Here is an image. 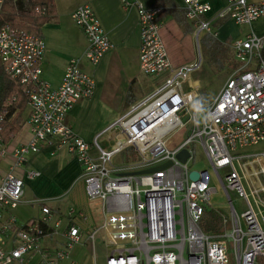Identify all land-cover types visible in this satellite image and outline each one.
Masks as SVG:
<instances>
[{"label":"built area","instance_id":"obj_1","mask_svg":"<svg viewBox=\"0 0 264 264\" xmlns=\"http://www.w3.org/2000/svg\"><path fill=\"white\" fill-rule=\"evenodd\" d=\"M180 1L197 43L203 34L214 36L211 24L215 19L229 18L238 25L264 19V2L227 0L213 12L206 0ZM121 4L138 14L141 73L162 81L92 143L66 122L73 106L91 98L96 90L94 77L81 68L80 59L68 61L60 85L52 88L41 78L44 40L9 25L0 26V59L8 75L24 87L31 133L28 143L13 150L14 164L0 180V264H77L71 251L83 239L92 243L93 253L98 239L104 244V264H231L225 239L230 240L235 264H264V152L237 154L264 141V36L251 33L232 42L237 67L206 105L214 118L194 122L189 106L194 97H201L199 80L193 78L201 61L173 68L160 34L161 9L147 8L139 0H121ZM71 18L87 40L82 59L96 66L113 44L90 5L78 6ZM5 114L6 110L0 114V123ZM181 133V139L171 143ZM104 135L111 141L108 149L97 141ZM50 139L80 163L87 198L102 204L101 222L90 229L78 227L76 219L85 216L68 208L67 227L60 233L63 243L54 249L44 248L42 240L58 233L62 218L52 223V212L43 206L38 219L20 225L14 213L24 194V182L14 170ZM196 145L225 191L232 190L245 201L246 210L238 215L229 198L231 219L222 216L228 228L219 234H207L199 226L213 190L210 171L192 167L197 164ZM128 149L135 159L119 157ZM182 151L187 153L184 161L177 157ZM168 162L150 173H135ZM237 164L248 178L260 181V187L253 190L255 207L244 191ZM226 167L229 173L222 181L219 170ZM191 172L197 173L196 180L191 179ZM38 175L27 172L28 178Z\"/></svg>","mask_w":264,"mask_h":264},{"label":"crops","instance_id":"obj_2","mask_svg":"<svg viewBox=\"0 0 264 264\" xmlns=\"http://www.w3.org/2000/svg\"><path fill=\"white\" fill-rule=\"evenodd\" d=\"M53 1L55 15L41 28V38L46 45L41 78L52 88H56L61 83L68 61L71 58L80 59L81 68L94 77L96 90L91 98L82 99L73 106L66 117V122L80 138L92 143L107 126L123 116L130 105L142 100L158 87L161 78L151 79L139 69L140 30L135 8H123L121 0ZM139 1L147 8L155 7V0ZM169 1L170 5L160 8V34L172 67L176 68L194 62L190 42V39L195 40L194 29L186 18L183 25H178L173 12L184 10L182 2ZM206 1L214 12L221 9L227 0ZM248 1L264 2V0ZM83 4L91 6L104 33L113 44V49L106 52L96 66H91L82 59L87 40L71 18V13ZM211 29L217 41L228 46L233 55L231 44L234 40L244 38L251 33L264 36V19L242 25L236 24L229 18L215 19ZM185 37L188 38L189 45L183 40ZM141 76L151 83L149 91H147L148 85ZM141 86L147 92L142 97L135 94L139 92ZM100 109L104 110L103 115L97 113ZM28 117L27 106L19 131L6 143L0 139V180L10 172L14 164L13 150L30 141ZM97 141L104 149H108L111 145L109 135L99 137ZM28 171L38 172L39 175L28 178ZM14 173L24 182L23 198L14 211L20 225L38 219L43 206L52 212V223L57 218H62L58 233L42 240L44 248H59L63 243L60 233L67 227V211L70 207L85 216V219H76L81 229H90L101 222L102 204L87 198L80 163L67 148L58 146L56 140L43 142L37 152L29 155L26 163L15 168ZM61 264L68 262L63 261Z\"/></svg>","mask_w":264,"mask_h":264},{"label":"rangeland","instance_id":"obj_3","mask_svg":"<svg viewBox=\"0 0 264 264\" xmlns=\"http://www.w3.org/2000/svg\"><path fill=\"white\" fill-rule=\"evenodd\" d=\"M201 38V37H200ZM184 41L188 42L189 40L187 37L183 39ZM191 49L194 53V62L201 61L200 68L198 71H196L193 74L194 79L199 80L200 90L199 94L201 97L206 98V105H210L224 83L226 82L228 76L233 72L235 69L236 61L233 57V55L229 51V47L225 46L226 53L222 54L223 57L220 58L221 61L217 62L212 59L211 55L207 52V49L204 45L203 40L198 41V43L194 40L191 41ZM184 43V42H183ZM223 53V52H222ZM142 77V76H141ZM144 78L145 83L148 85V90L151 88V83L147 80V78ZM162 80H159L161 82ZM136 92V90H135ZM146 90L144 91V87L141 86V89L139 92L135 93L136 95L144 96L146 94ZM129 106V105H128ZM127 106V107H128ZM131 106V105H130ZM97 113L100 115H103L104 110H98ZM183 121L187 120V116H183ZM181 134H177L172 137L171 143L178 141L181 139ZM186 132L183 134V138L185 137ZM193 149V144L190 146ZM264 152V141L259 143L256 146L249 147L243 150H240L237 152L238 155H245V154H259ZM120 158H123L125 160L128 158L129 160L132 157V149H128L124 151L120 156ZM119 157L117 160H119ZM195 159L197 161V164H195L193 167L194 170H202L207 169L211 173V188H212V195L210 198V206L208 207V210L218 212L220 215L224 216L227 220L231 219V207L229 203V198L232 201V204L237 212L238 215H241L244 210H246L245 201L243 197H240L238 193L227 189L225 191V185L223 186V183L220 181L218 176L213 172L209 162L206 159L205 153L202 150V148L199 145H196L195 147ZM236 168L238 169L239 174L241 175V182L242 186L244 188V191L248 195L250 203L255 207V199L256 196L253 194L254 188L260 187V181L258 179H254V181L250 178H248L244 172V170L239 166L236 165ZM229 173V168H222L219 170V176L221 180H224V177L226 174ZM227 233H230V229L227 230ZM83 243L80 245H76L74 249L71 252V257L74 259L77 264H104V257H105V250L106 247L104 244L102 245L99 242V239L95 242V253H93V245L91 242L85 243L84 239L82 240ZM227 243V249L228 254L231 259V264H235L234 258L231 253V245L230 240L225 239Z\"/></svg>","mask_w":264,"mask_h":264},{"label":"trees","instance_id":"obj_4","mask_svg":"<svg viewBox=\"0 0 264 264\" xmlns=\"http://www.w3.org/2000/svg\"><path fill=\"white\" fill-rule=\"evenodd\" d=\"M167 4H171L169 0H155V7L157 8H162ZM36 8L39 11L35 12ZM42 9H44L43 12ZM54 15L55 4L53 0H2L0 26L9 25L41 37L42 26L50 21ZM173 15L178 25H183L185 10L174 11ZM202 40L212 59L220 62V58L223 57L222 54L226 53L225 44L217 41L211 34H205L200 38V41ZM27 101L23 85L19 80L8 75L0 59V114L6 110V114L0 123V139L3 143L8 142L10 137L21 128ZM132 156L133 159L136 158L134 154ZM125 160H128V158ZM199 226L207 234H219L226 229L227 224L222 223V215L207 209L200 220Z\"/></svg>","mask_w":264,"mask_h":264},{"label":"clouds","instance_id":"obj_5","mask_svg":"<svg viewBox=\"0 0 264 264\" xmlns=\"http://www.w3.org/2000/svg\"><path fill=\"white\" fill-rule=\"evenodd\" d=\"M206 104V98L204 97H194L191 100L189 107L194 122H199L201 118H203L204 120H210L214 118V114L208 111Z\"/></svg>","mask_w":264,"mask_h":264},{"label":"water","instance_id":"obj_6","mask_svg":"<svg viewBox=\"0 0 264 264\" xmlns=\"http://www.w3.org/2000/svg\"><path fill=\"white\" fill-rule=\"evenodd\" d=\"M187 156V153L185 151H182L181 153H179L177 155V157L181 160V161H184L185 158ZM170 164V162L162 165V166H159V167H155V168H150V169H147V170H144V171H139V172H135L136 174H144V173H150L152 171H155V170H158V169H161V168H164L166 166H168ZM190 177L192 180H196L197 179V173L196 172H191L190 173Z\"/></svg>","mask_w":264,"mask_h":264}]
</instances>
